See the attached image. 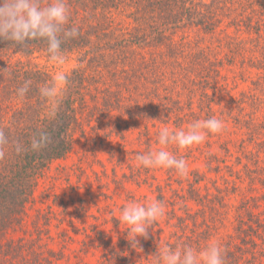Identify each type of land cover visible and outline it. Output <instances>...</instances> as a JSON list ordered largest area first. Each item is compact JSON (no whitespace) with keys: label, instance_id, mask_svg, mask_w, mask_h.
<instances>
[{"label":"trees","instance_id":"1","mask_svg":"<svg viewBox=\"0 0 264 264\" xmlns=\"http://www.w3.org/2000/svg\"><path fill=\"white\" fill-rule=\"evenodd\" d=\"M66 3L69 21L65 28L76 27L80 34L65 40L62 47L66 57L77 56L79 65L67 74V86L54 111L39 92L53 78L34 63L40 55L49 56L46 42L35 40L19 46L0 40V130L9 139L0 158V264H59L61 256L55 258L43 245L8 236L22 227L40 180L53 162L64 159L73 150L77 135H85V124L101 126L106 121L111 126L109 132L121 136H125V130L143 123L148 128L172 122L185 129L186 67L203 81L222 78L225 63L230 67L228 72L238 73L236 77L246 72L251 74V80L257 77V81L253 80L257 87L264 80V0ZM190 31L211 37L224 35L229 45L226 62L212 60L203 49L187 51L184 36ZM26 82L29 90L21 98L17 90ZM201 97V113L208 119L217 118L216 100L211 99L208 90ZM258 100L254 95L244 96L239 110ZM234 120L245 125L250 137L262 135L264 124L257 123L254 116L243 111ZM41 132L48 134L49 142L34 151L31 140ZM17 144L22 146L21 152L15 150ZM261 153L251 156L255 166L261 161ZM256 167L249 173H264V167ZM256 179L262 180L264 186V176ZM198 183L196 180L189 184V194L202 205L209 204L212 196L198 194ZM255 200L244 199L241 204L234 228L235 242L221 249L224 264H264V211H253L260 208L255 206H261L251 204ZM178 221L185 231V217ZM183 238H178L177 246L184 244ZM130 241L121 242L126 246L123 249L109 247L98 264H134L133 257L143 246L158 250V246L146 241L138 245ZM102 243V247L109 245L107 241Z\"/></svg>","mask_w":264,"mask_h":264},{"label":"rangeland","instance_id":"2","mask_svg":"<svg viewBox=\"0 0 264 264\" xmlns=\"http://www.w3.org/2000/svg\"><path fill=\"white\" fill-rule=\"evenodd\" d=\"M184 43L187 51L203 49L212 60L226 62L229 45L224 35L211 37L190 31L184 36ZM255 55L259 56V52ZM66 58L61 65L49 56L40 55L34 63L54 79L57 73L69 74L78 67L77 56ZM229 68L225 63L222 78L203 81L186 67L185 129L177 128L172 122L168 126L156 124L148 128L143 123L125 130V136H121L109 132L111 126L106 121L101 126L85 124V135H77L73 150L64 159L53 162L45 172L33 203L27 206L22 227L11 232L8 238L43 245L55 258L61 256L59 264H98L109 247L123 249L126 246L121 242L135 238L134 233L128 235L132 226L121 221L122 208L133 202L146 205L162 200L165 215L148 229L147 239L137 238L138 244L146 241L170 250L189 246L199 255L209 245L216 244L223 249L227 243L235 242L234 228L244 199L255 198L251 204L261 206H255L260 208L253 211H264L263 181L256 179L264 173H249L256 166L264 167V145L261 144L264 130L261 136L253 138L243 123L234 120L244 111L247 116H254L257 123L264 124V80L257 87L253 85L257 77L254 81L249 79V72L236 77L238 73L228 72ZM204 90L220 104H215V111L216 117L223 119V131L216 136L206 132L202 143L186 148L160 145L157 137L161 129L187 130L192 123L208 119L200 109ZM252 95L259 99L257 103L250 102L239 110V101ZM160 148L184 158L187 175L164 167L145 168L137 161V153ZM258 151L262 152L261 161L255 166L251 156ZM196 180L198 194L212 196L209 204L202 205L196 196L189 194V184ZM180 217H185V231L178 221ZM181 237L184 244L177 246ZM104 241L108 242L107 247H102ZM156 252L153 247L143 246L133 257L134 264H157Z\"/></svg>","mask_w":264,"mask_h":264},{"label":"clouds","instance_id":"3","mask_svg":"<svg viewBox=\"0 0 264 264\" xmlns=\"http://www.w3.org/2000/svg\"><path fill=\"white\" fill-rule=\"evenodd\" d=\"M69 21V8L66 0H0V40L9 41L12 44L24 46L30 41L43 40L47 44L49 59L63 65L66 62L63 43L65 40L79 36L76 27L65 28ZM5 70V69H3ZM68 76L59 72L53 82L39 89L40 95L50 102L52 111L59 103L64 88L67 86ZM29 83L17 90L21 98L29 90ZM224 129L221 119L209 118L196 121L187 130L172 132L163 128L158 133V143L162 146L169 144L178 145L179 148L200 144L205 140L206 132L219 133ZM47 133L41 132L31 140V148L38 151L49 142ZM9 143L8 136L0 130V158L4 156V147ZM17 152L23 150L20 144L15 147ZM136 159L145 168L164 167L175 169L180 175L188 173V165L184 158H177L165 148L155 151L137 153ZM165 215V204L162 200H155L146 205L130 203L121 210V221L131 225L128 235L135 234L131 240L138 245V237L148 238V229ZM157 264H224V258L220 246L209 245L202 254L185 246L182 250H170L167 247L160 248L154 254Z\"/></svg>","mask_w":264,"mask_h":264}]
</instances>
